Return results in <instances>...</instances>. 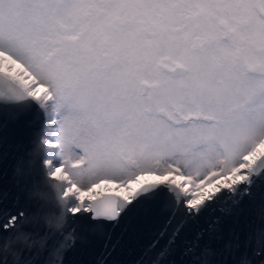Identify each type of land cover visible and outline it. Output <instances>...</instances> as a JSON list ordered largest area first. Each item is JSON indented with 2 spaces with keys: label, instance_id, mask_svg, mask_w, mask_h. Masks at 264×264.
<instances>
[{
  "label": "snow or ice",
  "instance_id": "6c2138e0",
  "mask_svg": "<svg viewBox=\"0 0 264 264\" xmlns=\"http://www.w3.org/2000/svg\"><path fill=\"white\" fill-rule=\"evenodd\" d=\"M13 109L43 130L10 176L0 121V264H128L69 253L133 215L132 264H264V223L220 228L264 221V0H0Z\"/></svg>",
  "mask_w": 264,
  "mask_h": 264
},
{
  "label": "water",
  "instance_id": "95a60500",
  "mask_svg": "<svg viewBox=\"0 0 264 264\" xmlns=\"http://www.w3.org/2000/svg\"><path fill=\"white\" fill-rule=\"evenodd\" d=\"M0 121L3 122L4 129V148L8 155L9 161L13 168L9 170V175H14L15 164L23 161V167L29 168L30 163L38 157L39 136L43 130L42 118L32 110H4L0 112ZM159 209H149V215H154ZM264 221L254 211L248 208L237 217H224L221 221L220 228L227 238L230 229L236 231L247 230L249 226L259 227ZM103 231H97L90 234L91 245L81 248L80 242H77L75 252L69 253L70 259L90 261L97 252L101 251L106 240V233H110L113 242L119 241L116 254L113 259H122L128 264L137 257L141 246L151 239V231L148 223L136 216H131L121 221L120 225L113 226L110 224L100 225ZM204 243H208L211 248L223 246L224 241L212 239L209 240L205 235Z\"/></svg>",
  "mask_w": 264,
  "mask_h": 264
}]
</instances>
